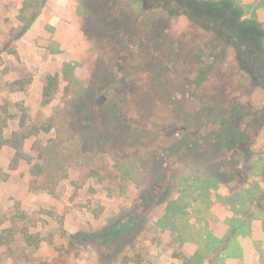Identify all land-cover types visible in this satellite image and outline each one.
<instances>
[{"label":"rangeland","instance_id":"1","mask_svg":"<svg viewBox=\"0 0 264 264\" xmlns=\"http://www.w3.org/2000/svg\"><path fill=\"white\" fill-rule=\"evenodd\" d=\"M239 1L264 26V0ZM0 122L26 135L0 149V264H264V86L187 15L0 0ZM208 238L228 250L190 263Z\"/></svg>","mask_w":264,"mask_h":264},{"label":"trees","instance_id":"2","mask_svg":"<svg viewBox=\"0 0 264 264\" xmlns=\"http://www.w3.org/2000/svg\"><path fill=\"white\" fill-rule=\"evenodd\" d=\"M139 1L147 8L154 4H162L174 15L185 14L192 21L203 25L206 30L210 29L216 32L221 41L233 46L236 56L244 64L245 69L251 73L253 80L264 86V26L254 17H243L245 10L239 0ZM47 80L44 95L49 97L52 88L56 85V76H49ZM113 113L114 111L111 108H105L106 119L109 117V120L113 121ZM23 125L24 122L22 121L21 126ZM106 134L104 133L105 136ZM25 138L26 135L20 131H14L11 136L6 137L4 135V127L0 122V149L5 144H8L15 149L17 154H20L22 153ZM236 138V133L230 127H225L219 137V142L220 144H230ZM211 178L216 177L212 176ZM174 217L175 215L169 216V223L167 224L172 225L171 228L179 232L181 230L176 227L177 219H174ZM138 220V218L129 217L125 220L119 219L111 223V225H106L102 231V242L110 244L117 241L120 237L127 234ZM21 232L29 243L34 242V235L29 234L27 229H23ZM12 239V234L4 235L0 233V244L8 243ZM198 243V249L190 257V263H197V261L200 263L205 254H209L211 251L224 252L229 247L223 239H199Z\"/></svg>","mask_w":264,"mask_h":264}]
</instances>
